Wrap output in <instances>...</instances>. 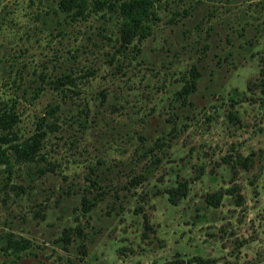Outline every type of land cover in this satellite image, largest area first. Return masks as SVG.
<instances>
[{"label": "rangeland", "instance_id": "rangeland-1", "mask_svg": "<svg viewBox=\"0 0 264 264\" xmlns=\"http://www.w3.org/2000/svg\"><path fill=\"white\" fill-rule=\"evenodd\" d=\"M57 1L0 0V109L18 140L52 122L36 160L0 165V264H264V0H162L124 50L114 13Z\"/></svg>", "mask_w": 264, "mask_h": 264}, {"label": "trees", "instance_id": "trees-1", "mask_svg": "<svg viewBox=\"0 0 264 264\" xmlns=\"http://www.w3.org/2000/svg\"><path fill=\"white\" fill-rule=\"evenodd\" d=\"M162 0H58L56 8L71 19L82 15L90 6L94 10H105L114 13L117 19V49H127V46L133 42H139L142 38L150 34L151 25L158 20L157 9ZM261 63H264V43L261 48ZM198 72L194 66L188 70L186 78L177 93V96L184 99L193 91L198 77ZM53 87L65 89L73 87L74 80L69 74H61L52 80ZM263 83V82H262ZM249 89V85H246ZM231 107L233 105H230ZM54 107H49L45 111L47 115H53ZM16 115L10 108L0 109V165L4 168L7 175L14 163H30L39 156V150L45 137L46 131L44 127L50 128L52 122L44 123V118L40 117L32 134L22 140H18L13 133V126L16 122ZM242 164L248 167L250 158L244 156L236 160V164ZM50 170L46 165L36 168L39 174ZM233 187V188H232ZM225 190H216L206 193L203 197L204 203L210 207H217L221 198L225 194H231L236 191L235 186ZM167 200L176 204L180 199L184 198L187 193V185L183 182H176L170 185L164 192ZM146 222V220H145ZM7 245L17 252L27 248L28 241L26 239L6 238ZM192 262L203 264L204 260L199 257L193 258Z\"/></svg>", "mask_w": 264, "mask_h": 264}]
</instances>
